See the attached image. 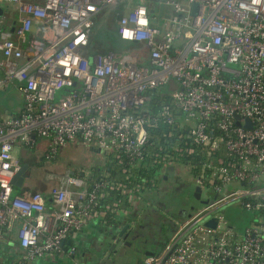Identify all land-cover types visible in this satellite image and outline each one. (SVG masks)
Instances as JSON below:
<instances>
[{
    "label": "built area",
    "instance_id": "obj_1",
    "mask_svg": "<svg viewBox=\"0 0 264 264\" xmlns=\"http://www.w3.org/2000/svg\"><path fill=\"white\" fill-rule=\"evenodd\" d=\"M0 1L14 4L20 16L15 38H0L5 79L18 81L24 100L19 116L0 120V243L4 228L19 221L22 251L15 264L62 252L100 209L121 211L119 200H107L109 191L131 202L141 187L104 180L90 190L82 177L68 176L51 189L56 208L49 213L40 193H13L11 180L21 165L15 145L45 138L47 157L67 144L98 149L128 165L124 172L143 166L150 154L176 166L173 157L147 151L156 119L186 132L185 145L174 151L202 156L195 184L212 194L142 264H264V0H166L171 14L161 26L140 0L116 24L120 39L140 47L121 54L85 52L95 16L115 0ZM39 23L51 26L54 39L23 61L21 44ZM168 83L174 86L170 102L157 117L150 115L147 91ZM57 91H64L59 99ZM232 200L253 213L242 231L214 214ZM74 252L71 247L67 254Z\"/></svg>",
    "mask_w": 264,
    "mask_h": 264
},
{
    "label": "rangeland",
    "instance_id": "obj_2",
    "mask_svg": "<svg viewBox=\"0 0 264 264\" xmlns=\"http://www.w3.org/2000/svg\"><path fill=\"white\" fill-rule=\"evenodd\" d=\"M139 1L123 0L122 3L119 1L118 5L113 6L112 10L109 9L107 15L112 18L113 15L116 17L118 13H126ZM145 3L149 10H152L150 17L155 16L154 23L159 26L158 19L169 13L165 0H145ZM105 21L106 17L100 18L98 23L100 30L104 28ZM115 28L116 26H114ZM95 46L99 49L97 45ZM125 48L131 49L132 47ZM97 49H94V53L99 52ZM170 90L167 89L168 92ZM63 93L64 91H57L55 99H59ZM48 150V141L45 138L38 139L34 146L15 145L13 153L20 163L29 161L34 162L35 165L30 168L29 177L24 185L21 188L14 189V193L20 194L23 191L32 193L46 190L50 199L51 189L61 185L68 176L78 178L83 169L92 168L96 165L103 166L109 156L105 152L96 154L95 151L88 150L86 147L67 144L58 148L51 156L48 154V158H44ZM175 168L173 179L163 183V188H170V191L153 197L143 194V198L152 200L156 225L142 224L140 229L132 231L127 241L113 254L110 264H139L146 251L160 252L169 241L178 222L182 219L179 212L183 209L188 213L199 208L206 201V197L212 194L210 188H201L195 185V177L187 172L184 167L177 165ZM70 172H74V174L70 175ZM196 186L200 187L198 199L194 196ZM214 214L223 215L229 224H235L236 231H242L253 218V213L243 208L239 200H232L223 204L214 211Z\"/></svg>",
    "mask_w": 264,
    "mask_h": 264
},
{
    "label": "crops",
    "instance_id": "obj_3",
    "mask_svg": "<svg viewBox=\"0 0 264 264\" xmlns=\"http://www.w3.org/2000/svg\"><path fill=\"white\" fill-rule=\"evenodd\" d=\"M119 1L121 3L123 2V0H115L114 3L106 7L105 10L103 9L102 12L100 11L97 14V18L100 19L104 16L107 19L109 17L107 15L109 9L112 10L113 6L118 5ZM167 7L169 8V13L159 19L156 18L159 21V26H161L163 20L171 14V8L169 6ZM154 19L152 21L153 23ZM19 20L20 16L16 6L6 1H0V38L9 37L14 39V30L19 24ZM154 25L156 24L154 23ZM32 26H35L34 30L27 33L26 41L21 44V48L25 53L23 61H27L32 57L37 56L54 39L53 30L47 23H39ZM2 59L3 57L0 53V63ZM17 86L18 81L16 79H5L4 69L0 64V120L17 117L22 113L24 100ZM169 181H171V179ZM165 192H167V189L156 190L155 192L147 194L153 197ZM14 194L25 196L28 193L23 191L20 194ZM44 199L47 211L53 213L56 208L55 204L48 197H44ZM128 204L129 206L125 209L121 207V211L118 214L115 213L110 215V219L113 220L112 222L110 221L111 223H108L103 218V215H105L106 212L103 213V211H101L98 217L88 221L83 225L82 229L73 233L68 240V243H71L70 248L73 247L75 250L73 255L67 253H60L57 255L53 253L46 254L33 259L27 264H110L113 254L107 252L104 242L106 236L108 238L111 231L114 232H112V238L110 237V240L113 241L125 223L129 224L126 229L128 232V237L126 239L129 238L132 231L140 229L142 224L156 225V215L155 210L153 209L152 200L143 198V195L139 194L136 201L128 202ZM182 211H184L185 214L182 215ZM179 214L183 217L187 213L182 209ZM18 226L19 221H15L8 227L4 228L5 237L2 238L0 243V262L13 264L20 260L22 249L18 245ZM149 252L152 251L148 250L144 255L146 256V253ZM105 255H108V262L103 260ZM142 259L140 262H142Z\"/></svg>",
    "mask_w": 264,
    "mask_h": 264
},
{
    "label": "trees",
    "instance_id": "obj_4",
    "mask_svg": "<svg viewBox=\"0 0 264 264\" xmlns=\"http://www.w3.org/2000/svg\"><path fill=\"white\" fill-rule=\"evenodd\" d=\"M105 10V9H104ZM102 12V10H101ZM124 13H118L115 17L111 18L110 15L106 19L104 23V28L102 30L99 29L98 23L99 20L97 15L94 19V23L91 30V35L89 38V44L85 48V52L87 54L94 53V49H97L95 45L99 47L97 49L99 52L95 53H106L108 51L114 52L115 54H121V51L126 50L125 47H132L131 49L137 50L140 47V43L138 42H126L119 38L114 29L116 26L118 19ZM130 49V48H128ZM144 58L141 60V63H147V59L145 58L146 51L139 52ZM166 87L172 89L174 86L172 83L163 84L157 89H152L147 91L148 100L145 106V110L152 116L157 117L160 112V109L163 104L170 102L169 92L167 91ZM176 111L177 115H181L180 111ZM150 145L147 147L148 152H160L162 155H166L169 157L174 158V162L176 166L186 167L189 163L192 164L191 171H187L192 175H196L199 173L198 169V161L202 159L201 155H180L176 151H174V147L177 146H184L185 141L187 139L182 138V135L186 134L185 131L177 128L171 127L162 122L160 119H156L155 125L152 126L150 129ZM40 138L35 139V144L37 140ZM189 141V140H188ZM27 146L28 145H24ZM34 146V145H33ZM74 146H81V145H74ZM88 150H92L87 148ZM108 158L103 166H94L92 168L80 170L83 172V176H80L85 181L88 189H92L93 185L97 182H103L104 180L109 181L110 183L117 184V183H125L128 188H133L136 184H140L141 187L136 195H143L155 192L156 190H162L163 183L169 182V180L173 179L175 173V166H165L156 160L152 154L147 156L144 160L143 166L132 167L129 172H124L123 168L129 167L128 165H122L116 163V160L111 154H108ZM47 155H44L46 158ZM48 158V157H47ZM25 163L28 164L30 168H32L35 164L34 162L26 161ZM79 171V172H80ZM16 189L13 187V191ZM170 191V188L167 189ZM15 192V191H14ZM38 193L42 194L43 197H48L46 190L37 191ZM51 199V196H50ZM108 201L112 200H119L120 207L123 209L129 206L127 195H123L120 191H109L108 194ZM102 205V204H100ZM105 213L103 218L109 223L113 220L110 219V215L114 214L112 211H105L100 209ZM99 210V211H100ZM110 222V223H111ZM69 240V238H68ZM66 240L62 246V252L55 253V255L60 253H67L68 249L70 248L71 243H68ZM1 264H6L0 262ZM15 264V263H13Z\"/></svg>",
    "mask_w": 264,
    "mask_h": 264
},
{
    "label": "water",
    "instance_id": "obj_5",
    "mask_svg": "<svg viewBox=\"0 0 264 264\" xmlns=\"http://www.w3.org/2000/svg\"><path fill=\"white\" fill-rule=\"evenodd\" d=\"M196 3H194L192 5V14H195V7H196ZM150 12L152 10H149ZM34 27L35 26H31L30 27V31L34 30ZM93 151L96 152V154H100V150L96 149ZM74 172H70V175H73ZM80 176H83V172H80L79 173ZM29 177V166L27 163H22L19 167V169L17 170V172L15 173V175L13 176L12 180H11V183L13 185V187L15 188H21L24 183H25V180ZM194 196L198 199L199 196H200V187L196 186L195 189H194ZM206 202V201H205ZM204 202V203H205ZM182 215L185 214L184 211L181 212ZM207 224L209 225H213L215 224V221H210V222H207ZM129 224L128 223H125L123 225V227L121 228V230L117 233V237L114 238L113 241L110 240V237L112 238V235H113V231H111V233L109 234V237L107 238L106 236V239H105V242H104V245H106V249H107V252L108 253H116L119 248L123 245V242L126 240V238L128 237V232L126 231V229L128 228ZM113 232V233H112ZM153 252H149V253H146V256L147 255H151ZM105 262H108V255H105L104 256V259H103ZM139 264H142V262H139Z\"/></svg>",
    "mask_w": 264,
    "mask_h": 264
},
{
    "label": "flooded vegetation",
    "instance_id": "obj_6",
    "mask_svg": "<svg viewBox=\"0 0 264 264\" xmlns=\"http://www.w3.org/2000/svg\"><path fill=\"white\" fill-rule=\"evenodd\" d=\"M29 171H30V167H29ZM127 241V239L123 242V243H125ZM140 262V261H139Z\"/></svg>",
    "mask_w": 264,
    "mask_h": 264
}]
</instances>
